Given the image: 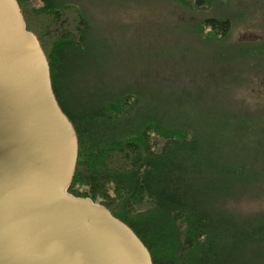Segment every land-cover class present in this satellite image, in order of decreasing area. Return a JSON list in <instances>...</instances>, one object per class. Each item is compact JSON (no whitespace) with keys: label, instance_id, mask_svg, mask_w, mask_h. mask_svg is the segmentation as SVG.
Wrapping results in <instances>:
<instances>
[{"label":"trees","instance_id":"1","mask_svg":"<svg viewBox=\"0 0 264 264\" xmlns=\"http://www.w3.org/2000/svg\"><path fill=\"white\" fill-rule=\"evenodd\" d=\"M216 1L171 0L208 10L194 31L217 43L233 22ZM17 2L77 133L67 192L105 206L129 226L152 264H264V209L246 215L235 206L264 198V115L184 99L173 100L170 112L159 98L150 105L133 85L111 92L80 85L77 77L82 81L96 55L89 16L74 0ZM235 48L232 57L264 66V41Z\"/></svg>","mask_w":264,"mask_h":264},{"label":"water","instance_id":"2","mask_svg":"<svg viewBox=\"0 0 264 264\" xmlns=\"http://www.w3.org/2000/svg\"><path fill=\"white\" fill-rule=\"evenodd\" d=\"M77 133L17 0H0V264H152L103 205L67 192Z\"/></svg>","mask_w":264,"mask_h":264},{"label":"rangeland","instance_id":"3","mask_svg":"<svg viewBox=\"0 0 264 264\" xmlns=\"http://www.w3.org/2000/svg\"><path fill=\"white\" fill-rule=\"evenodd\" d=\"M74 1L92 22L96 52L82 71V81L77 77L80 85L107 92L133 85L150 105L159 98L170 112L177 105L173 100L184 99L205 108L232 105L237 113L264 115V66L244 55H230L237 53L235 47L264 41V0H217L216 9L233 22L229 36L217 43L194 31L208 10L193 11L171 0ZM62 104L73 116L66 102ZM237 203L240 214L264 209V198Z\"/></svg>","mask_w":264,"mask_h":264}]
</instances>
